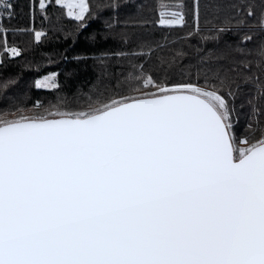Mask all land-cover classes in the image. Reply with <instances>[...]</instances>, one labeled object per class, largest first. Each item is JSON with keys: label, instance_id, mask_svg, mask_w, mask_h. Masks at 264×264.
Wrapping results in <instances>:
<instances>
[{"label": "snow or ice", "instance_id": "1", "mask_svg": "<svg viewBox=\"0 0 264 264\" xmlns=\"http://www.w3.org/2000/svg\"><path fill=\"white\" fill-rule=\"evenodd\" d=\"M24 7L0 0V68L17 31L80 52L0 82V264H264V0Z\"/></svg>", "mask_w": 264, "mask_h": 264}, {"label": "trees", "instance_id": "2", "mask_svg": "<svg viewBox=\"0 0 264 264\" xmlns=\"http://www.w3.org/2000/svg\"><path fill=\"white\" fill-rule=\"evenodd\" d=\"M29 0H19L21 4L23 13L22 15L15 21V24L18 29L28 28L29 30L32 27V22L30 20V16L28 15V10L25 5H27ZM90 2H96V0H90ZM106 2V0H105ZM144 3L151 5L154 0H143ZM75 18H64L63 23L70 30L73 27V21ZM41 17L37 14L35 19V26L37 30H39V26L41 25ZM44 24L47 26L48 21L44 20ZM93 28L97 27V25H93ZM123 27V22H122ZM131 27V25H129ZM167 34V33H166ZM181 36L184 34L181 33ZM59 37V38H57ZM174 38V37H173ZM13 39L17 41V43L24 49L23 56L16 59H11L8 63L0 68V82H2L4 77L9 76V74L21 73L23 75V82L21 87L29 86L31 87L35 78L38 75L46 74L49 70H55L57 63H63L60 60L59 54L64 53L65 55H77L80 52V48L77 47L74 50L69 47V45L65 44L62 34L57 32L50 39L43 41L42 43L35 42L32 36L26 35L21 31H17L13 35ZM195 44V41H192ZM208 47H212L209 43ZM67 49V51H66ZM48 59L53 60V64L49 65L47 63ZM28 62L31 66H27L25 62ZM90 63V62H89ZM75 66V65H71ZM93 75L91 67L81 68L80 75L76 78L70 79L68 83L75 87L77 80H83L89 76ZM49 90H37L34 89L31 91L30 95L33 97H41L44 98L48 96ZM2 113H0V118H2Z\"/></svg>", "mask_w": 264, "mask_h": 264}]
</instances>
